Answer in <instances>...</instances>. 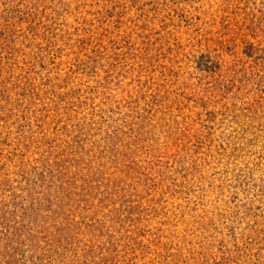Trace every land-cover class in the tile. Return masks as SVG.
Masks as SVG:
<instances>
[{"label":"rangeland","instance_id":"1","mask_svg":"<svg viewBox=\"0 0 264 264\" xmlns=\"http://www.w3.org/2000/svg\"><path fill=\"white\" fill-rule=\"evenodd\" d=\"M0 264H264V0H0Z\"/></svg>","mask_w":264,"mask_h":264}]
</instances>
